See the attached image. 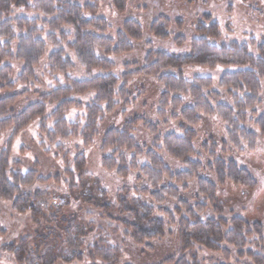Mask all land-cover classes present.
Wrapping results in <instances>:
<instances>
[{"label": "trees", "instance_id": "trees-1", "mask_svg": "<svg viewBox=\"0 0 264 264\" xmlns=\"http://www.w3.org/2000/svg\"><path fill=\"white\" fill-rule=\"evenodd\" d=\"M12 8H25L36 12L45 20L41 26L39 19L22 18L7 22L4 26L5 30L9 29L11 39L4 44L0 41V65L22 63L24 68L18 82L26 84L35 79V69L44 59L49 44L53 47L49 56V69L54 74L65 76L66 85H58L57 89H51L49 93L41 95L38 103L30 105L17 116L9 115L12 112L10 108L18 97L24 94L1 99L0 136L3 132L14 129L13 139L33 121L44 118L48 107H55L50 118L54 123L53 131L48 132L46 127H42V134L65 142L80 137L85 147H90L99 135V122L103 120L101 118L112 114L119 106L115 104L116 99L124 102L125 106L129 105L126 101L128 83L140 76L154 78L164 88L161 94V109L158 112L160 119L171 116L173 120H181L183 134L173 133L160 138L157 128L144 121L145 128L155 139L152 149H148L137 145L132 134L134 128L142 121L140 119L126 124L122 130L111 129L105 133L102 152H111L112 156L103 159V169L108 172L117 170L119 176L126 177L130 170L139 169L138 159L146 158L147 163L140 167V170L153 190L150 192L143 189L140 199H131L129 192H119L117 205H98L103 217H108L110 221L125 227L126 235L149 254L155 252L156 245L165 238L169 223H176L175 212L164 209L168 202H173L177 206L176 212L184 213L179 217L180 226L183 227L180 245L175 254L165 257L159 264H201L198 251H195L196 246L225 254L226 260L218 264H229L228 247L236 249L240 258L247 254L252 259V264H264V254L245 252L248 240L252 237L264 243L262 224L255 223L251 226L239 217L231 222L223 219L221 216L224 203L218 198V187L223 189L226 185L233 184L253 190L257 185L255 179L247 169L240 168L233 161L218 159L213 152L209 155L216 182L200 177L203 166L199 160H194V142L197 135L193 131L201 124V116H217L225 127L233 148L240 152L243 151V146L249 151L255 150L257 135L248 131L243 124L246 122L247 112L256 116L255 108L260 104L264 81V39L260 42L251 39L249 44L217 45L209 42V39H220L218 25L212 23L210 27L200 26L197 29L199 38L188 42L185 37L174 32V29L178 28L177 25L180 26L179 22L161 17L151 25V36L161 42L172 39L178 51L189 44V52L176 54L155 50L153 42L150 41L147 43L145 66H137L132 71L133 68L126 66V72L119 78L112 74L115 65L99 53L104 52L106 56L131 53L134 50L132 42H140L144 38L143 27L138 21H127L116 38L111 39L108 37L111 27L104 18L98 17L96 6H83L68 0H34L33 3L31 0H0V19L1 16L10 15ZM205 20L211 22V16L206 15ZM10 25H15L18 34L10 30ZM66 28L72 30L74 37H71ZM6 36L4 33L1 38ZM15 42L17 49L16 53H13L12 46ZM73 59L86 71L87 79L76 80L68 77V74L77 68ZM217 67L231 69L225 72L217 83L210 77L196 76L190 81L184 77L188 68L210 70ZM4 71L7 75L11 74L12 68L7 66ZM4 71L0 73V80H3ZM96 72L104 75L93 77ZM121 84L123 85L120 87ZM12 86L9 85L10 88L14 87ZM222 92L231 97L233 107L220 102ZM87 94H94L95 98L92 104L86 107V125L80 130L79 124L67 123L64 116L72 109H81L83 104L75 97H84ZM187 101H191L192 106H187ZM105 105L107 108L104 111L102 107ZM255 126L264 135V114L258 117ZM162 151L181 162L187 170L173 174L158 155V152ZM126 153H135L128 165ZM8 154L9 152H5L0 161V199L19 215L37 211L40 203L46 206L44 194L38 191L32 193L30 190L36 186H45L50 179L41 178L36 171L24 174L21 170L8 172ZM66 161L69 162V156ZM74 169L75 172L66 170L70 182L75 183V173L81 180L90 177L84 175L85 159L82 155L76 158ZM194 180L198 184L199 195L205 198V201L190 204L181 198V193L187 191L188 185ZM145 198L149 200L144 202ZM208 208L220 218L203 221L201 218L206 216ZM63 229L66 234H70L73 226ZM88 233L89 231L84 230V235L89 236ZM24 246L21 244L20 248L16 249L15 244H10L2 251L11 253L18 260V264H30ZM69 250L73 252L74 260L79 262L86 260L92 264H120L122 259L121 249L114 247L102 236L97 237L89 246L81 243L77 248Z\"/></svg>", "mask_w": 264, "mask_h": 264}, {"label": "rangeland", "instance_id": "rangeland-1", "mask_svg": "<svg viewBox=\"0 0 264 264\" xmlns=\"http://www.w3.org/2000/svg\"><path fill=\"white\" fill-rule=\"evenodd\" d=\"M68 1L83 6H96L98 17L104 18L111 27L108 35L111 39L116 38L124 23L129 20L138 21L143 27L144 38L140 42H132L134 50L131 53L119 56H106L104 52L99 53L101 57H106L115 65L112 74L119 78L126 72V66L133 68L131 71L137 66L138 68L145 66L148 51L147 43L150 41L153 42V49L155 50L176 54L189 52V44L178 51L174 47L172 39L161 42L151 36V25L161 17L179 22L180 26L177 25L178 28H175L174 32L185 37L188 42L199 36L197 29L200 26L210 27L212 23L218 25L220 39L217 41L209 39V42L217 45L249 44L251 39L259 42L264 39V0ZM33 2L34 0H31V3ZM206 15L211 16V22L205 20ZM22 18L39 19L40 26L45 20L42 15L33 11L30 12L25 8H12L10 15L1 16L0 19V41L2 44L11 39V35L8 34L10 31L9 29L5 30L4 25L7 22H14ZM10 30L18 34L15 25H10ZM66 31L71 34V37H74L72 30L66 28ZM4 33L7 35L6 38H1ZM46 34L47 32L43 36L44 38ZM16 49L17 44L15 42L12 46L13 53H16ZM52 51L53 47L48 44L44 59L35 69V79L26 84L18 82L24 68L22 63L12 62L0 65V73L7 66L12 68L11 74L7 75L6 71L2 74L0 100L13 95L21 96L24 94L18 97L10 108L12 111L10 116L12 114L17 116L30 105L38 103L41 95L49 93L51 89H57L58 85H66L65 76L54 74L49 69V56ZM69 55L71 56L70 53ZM73 60L77 68L74 72L69 73L68 77L76 80L87 79L86 71L78 66L75 59ZM230 70L224 67L210 70L188 68L184 72V77L188 81L196 76L210 77L217 83L221 76ZM99 75L104 74L96 72L93 77ZM9 85L14 87L10 88ZM163 90V86L154 78L140 76L128 83L126 101L129 102V105L125 106L124 102L116 99L115 104H119V106L112 114L101 118L103 120L99 122V135L90 147H85L84 141L80 137L65 142L61 139L54 140V138L42 134V127H46L48 132L53 131L54 123L50 121V118L55 107H48L44 118L33 121L13 139L14 129L2 133L0 136V161L3 154L9 152L10 169L8 172L21 170L24 174L36 171L41 178L50 179V182L45 186H36L35 190H30L32 193L34 191L41 192L45 196L46 206L44 203L38 204V209L35 212L29 211L19 215L12 211L10 205L0 199V264H18V260L11 253L2 251L4 247L10 244H15L16 249L24 244L30 264H92L86 260L83 262L74 260V254L69 248L73 250L81 243L89 246L99 236L108 239L114 247L121 249L120 264H159L165 257L177 252L180 245L181 229L183 228L180 226V218L184 213L176 212L175 203L168 202L164 209L172 213L175 212L176 223H169L165 238L156 245V251L149 254L126 235L127 229L125 227L110 221L108 217H103L99 209L102 204L117 205L119 192H129L131 199H140L142 198L140 193L143 189H148L150 192L153 190L140 170V167L147 163L146 158L138 159V170H130L126 177H121L117 170L108 172L103 169V159L108 156L111 157L112 153L103 154L102 145L104 135L108 130H122L126 124L135 122L136 119L142 121L134 128L132 134L136 144L140 147L152 149L155 142L153 136L145 128V122L157 128L160 138L173 133L182 135L181 126L183 123L181 120H173L171 116L164 120L160 119L158 112L161 109ZM222 96L221 103L234 106V102L227 93L222 92ZM94 98V94L75 97L83 105L81 109H72L66 113L64 118L67 123L79 124L80 130H82L86 125L88 115L86 107L92 104ZM186 105L192 106L191 101H187ZM102 108L105 111L107 106ZM255 113L256 116H253L251 112H247L246 122L243 126L248 131L256 133L258 138L256 148L254 151H249L243 146L242 152L230 145L225 127L217 116H201V124L193 130L197 135L194 142L196 150L194 160H199L203 166L199 176L214 183L216 182L215 174L211 170L209 155L212 152L218 159L226 162L233 161L240 168L247 169L257 183L253 190L233 184L226 185L223 189L218 187V198L224 203L221 217L230 222L239 217L251 226L260 223L264 228V135L255 126V121L264 114V81H262L260 104L255 108ZM79 155L85 159L84 175L90 177L81 180L79 175L75 173V183H72L66 176V170L75 172L74 163ZM134 155L135 153H126L127 165L130 164ZM158 155L173 174L187 170L186 166L170 157L166 152H158ZM67 156H69V162L66 161ZM198 192V184L194 180L188 185V190L181 193V198L190 204L205 201V198L201 197ZM148 200V198L143 199L144 202ZM205 215L201 218L203 221L220 218L214 214L211 208H208ZM66 226H73L71 232L74 233L66 234L63 229ZM84 230L89 231V236L84 235ZM227 249L230 252L229 264H252V259L246 253L251 251L253 254H264V243L256 237L250 238L244 258L238 256L236 249L230 247ZM195 251H198L201 264H218L226 260L225 254L211 252L200 248V246H196ZM95 264L102 263L97 262Z\"/></svg>", "mask_w": 264, "mask_h": 264}]
</instances>
